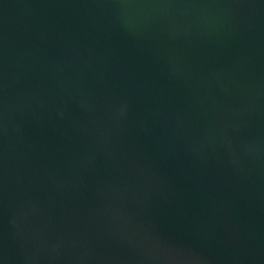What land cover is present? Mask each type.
<instances>
[{"label": "water", "instance_id": "obj_1", "mask_svg": "<svg viewBox=\"0 0 264 264\" xmlns=\"http://www.w3.org/2000/svg\"><path fill=\"white\" fill-rule=\"evenodd\" d=\"M0 264H264V0H0Z\"/></svg>", "mask_w": 264, "mask_h": 264}]
</instances>
